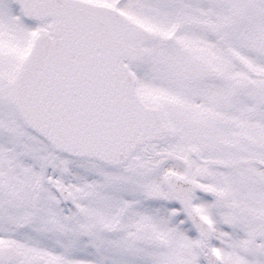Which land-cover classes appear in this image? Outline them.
Masks as SVG:
<instances>
[{
  "label": "snow or ice",
  "instance_id": "1",
  "mask_svg": "<svg viewBox=\"0 0 264 264\" xmlns=\"http://www.w3.org/2000/svg\"><path fill=\"white\" fill-rule=\"evenodd\" d=\"M0 264H264V0H0Z\"/></svg>",
  "mask_w": 264,
  "mask_h": 264
}]
</instances>
